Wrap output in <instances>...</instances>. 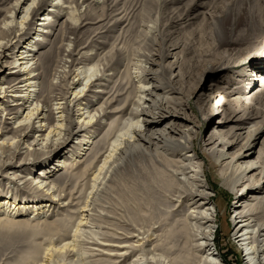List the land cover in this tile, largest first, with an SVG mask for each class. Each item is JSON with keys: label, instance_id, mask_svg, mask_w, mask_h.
<instances>
[{"label": "rangeland", "instance_id": "obj_1", "mask_svg": "<svg viewBox=\"0 0 264 264\" xmlns=\"http://www.w3.org/2000/svg\"><path fill=\"white\" fill-rule=\"evenodd\" d=\"M13 1L0 0V9H3L0 13V21L6 15L7 7ZM51 2L54 5L57 2L61 4L51 8L53 9L51 20H47L44 26L50 32L46 31L41 36L42 41H37L34 51L37 56L36 60L39 62L40 52L48 50L54 41H57V45L63 47L61 48L62 52L66 50L67 53L71 51L73 54L72 57H66L70 66L72 63V66L67 70H74L78 64L91 61L106 62L111 66L107 71V76L96 81L95 85L91 86V91L87 92L90 86L86 88L87 90L85 89L89 95V101L92 102L89 110L100 104L105 105L106 101L113 98L112 95H114L115 105L108 110L111 111L119 107V110L123 112L109 114L93 128L96 132L95 141L106 144L113 140L117 126L120 129H125L127 121L121 122L120 118L124 121L130 118V113L134 116V109L138 108L140 96L145 97L148 94L142 90L144 86L148 85L149 87H147L152 89L155 83L165 84L166 90L159 93H162V96L176 98L175 100L182 104L183 110L181 111L191 120L183 123V128L190 127L189 133L196 132V136L193 135L195 136L193 141L195 151L200 159L197 161L204 163V171L209 183L208 189L212 193L218 209L215 239L219 255L226 264H248L250 258L246 256L245 246L242 247L234 236L233 223L236 215L234 211L235 208L241 206V203H238L239 199L236 198L237 191H232L222 185L221 169L217 165L216 159L204 151L205 143L210 138V127L208 120H203L200 107L209 111L210 116L211 112L219 109L221 111L219 119H222V111L226 108L225 103L230 101L232 105H238L241 108V115L248 111L260 115L258 119H251L246 124L247 131L257 122H264V86L251 91L248 87L255 86L254 81H251L252 84L247 85L245 89L238 87L242 82L252 80V75L253 79H256L262 76L260 74L262 71L264 74V0H46L37 13L29 19V23L25 25V34L18 39V44L24 37L32 36L37 25L42 22L39 19L44 18L41 15L50 7ZM48 22L51 23L48 24ZM218 31L223 32V35L228 38L229 46L225 48H229L231 53L235 52L234 57L244 58L246 65L255 63L251 71L244 73L225 71L219 75H209L208 69L219 61L223 49L218 45ZM169 44H176L177 48L172 49V55L167 57ZM16 45H13L10 50L11 56H13L10 59L13 62L10 68L15 66L14 60L18 58L16 57ZM51 59L48 62L50 68L51 64L54 65L58 60V51L53 54ZM153 61L157 64L152 63ZM170 65L173 66V69L170 68ZM11 70H6V78ZM170 78L171 83L167 84ZM51 80L59 85L61 82L60 87L63 86L61 78H52ZM138 84L143 85L142 89ZM97 89H101L103 94L100 92L101 94L97 93L95 96L96 93L93 90ZM46 91L47 89L41 86L37 93H46ZM217 92L220 93V96L214 98L211 103L203 102L204 96L212 93L215 95ZM117 93H119L118 96ZM256 93H261V97L259 100H252V96ZM84 103H87L86 100ZM214 105L217 106L216 110L211 111ZM51 111V107H47L46 116L50 115ZM72 113L73 119H77L74 117L76 108L73 107ZM66 115L65 113L64 116ZM143 117L142 115L141 120ZM53 121L54 119L49 122ZM67 121L64 120L63 134L66 133ZM13 126V121H10L7 129L13 130ZM231 126L222 129L223 132L230 131ZM144 128L145 126L142 127V129ZM34 131L30 132L29 140L34 137ZM107 133L112 134L106 137ZM38 134L36 133L35 136ZM18 139L19 137L16 140ZM263 141L264 135L254 157L258 156ZM208 147H212V145H208ZM70 149L75 150L72 147ZM2 155L11 156L10 152ZM25 156L26 154L20 155L18 161ZM93 157L94 153L87 155L85 163ZM161 166L155 161L154 156L139 154L121 168V171L112 174L110 179L104 181V184L97 183L93 190L90 189L92 181L91 176L88 175L87 178L80 180L79 185L83 188V192L75 194L78 199L70 203V207L51 209L39 217L41 221L44 218L47 223L58 222L60 224L57 227H52V231L45 230L43 228L45 223L38 224L36 222L38 218L34 216L31 217V223L29 225L23 223V227L2 224L0 227V264H36L38 258L42 259L43 251L52 233H56L53 236L54 240L60 235L71 234L82 213L81 207L85 205L84 199L89 201L85 206L86 210L83 211L89 220L87 225L82 226L86 231L83 232L84 237L80 245L82 247L80 251L83 249L85 252L82 256L84 262L92 264L107 261V255L97 251L99 247L95 245L98 241H112L113 243L119 241L117 244L128 245L132 241L135 242L136 237L140 239L139 237L142 236V238L146 237L150 240L145 250H152L155 256L154 254L142 255L143 252H135L131 249L129 253L132 254L127 255L128 258L130 257L129 259H119L113 256L111 261L116 264L117 262L132 264L134 260L143 257V264H156V262H160V259L161 264H167V256L174 257V250L171 248L172 241L167 242V234L172 226H175V221L180 218L177 212V216L172 215V212L174 213L176 208L181 211L186 202L181 206L167 204V192H165L167 173ZM41 167L42 165L8 169L12 176L14 174L27 175L28 181L12 182L0 175V192L7 193L8 191L9 195L14 197L18 193V187L28 189ZM69 169L72 170L71 165ZM74 172L76 173L78 170ZM63 173L64 171L55 172L51 180L57 182V178ZM63 179L57 183L59 187L66 183L65 180H69V178ZM70 185L73 184L70 182ZM91 191L92 193L89 194ZM25 196L29 195L22 193L19 201L26 200ZM37 200L40 199L37 198ZM92 236L94 238L90 239L89 237L92 238ZM182 236L183 233L179 234V237ZM89 241L90 243H88ZM133 242L131 244H135ZM166 243L171 248L168 252L162 251L165 245L167 246ZM160 244L161 246H158ZM178 253L179 250L175 255ZM62 257L58 260L59 264H68L72 259L66 254H63ZM74 257H76L75 260L78 258ZM150 257H156V260ZM107 262L113 264L110 261Z\"/></svg>", "mask_w": 264, "mask_h": 264}, {"label": "bare ground", "instance_id": "obj_2", "mask_svg": "<svg viewBox=\"0 0 264 264\" xmlns=\"http://www.w3.org/2000/svg\"><path fill=\"white\" fill-rule=\"evenodd\" d=\"M45 1L14 0L7 7L6 15L0 21V175L12 182H24L28 181L27 175L14 174L12 176L8 169L42 165L28 189L18 187V193L15 195L13 193L14 197L10 196L8 191L7 193L0 192V227L2 224L23 227V223L29 225L31 217L34 216L38 218L36 221L38 224L45 223L43 224L45 230L52 231V227H57L60 224L58 222L47 223L44 218L42 221L39 220V217L51 209L65 208L78 199L75 194L83 192V188L79 185L80 180L90 175L92 181L90 189L93 190L97 183L104 184V181L110 179L112 174L121 171L120 169L130 163L135 156L148 154L154 156L155 161L162 165L161 167L167 173V186L165 187L167 188L165 189L167 204L181 206L186 202L181 211L176 208L174 213L172 212V215L175 214L174 216H177L178 213L180 218L175 221V226H172L167 234V242L172 241L171 248L174 250V257L170 258L166 253L167 264H226L219 255L215 239L218 209L213 195L208 189L209 183L204 171V163L197 161L199 156L195 151L193 141L196 132L189 133L190 127L183 128V123L191 120L181 111L183 110L182 104L177 102L176 98L162 96V93H159L160 91L164 92L167 88L161 82L157 81L158 83H155L152 89H149L148 85V87H143L138 84L141 89L144 88L142 90L145 91V94L146 92L148 94L145 97L139 95L141 98L138 101V108L134 109L135 112L133 111L134 116L130 113V118L127 120L122 121L120 118L121 122L127 121L125 129H120L117 126L111 142L102 144L99 143L101 141H95L96 132L93 128L109 114L123 112L119 110V107L111 111L108 110L115 105L114 95H112L113 98L106 101L105 105L100 104L89 110L92 102L89 101L87 92L91 91V86L95 85L96 81L107 76V71L111 68L110 64L91 61L78 64L74 70H67L72 66V63L70 66L66 57H72L73 54L71 51L67 53L66 50L62 52L61 48L63 47L58 46L57 41H54L48 50L40 52L39 62L36 60L37 56L34 51L37 41H42L41 36L47 31L44 26L47 20H51L53 12L51 8L61 4L60 2L55 5L51 2L50 7L41 15L44 18L39 19L42 22L37 25L32 36L24 37L19 44L17 43L18 39L25 34V25L29 23V19L37 13ZM2 11L3 9H0V13ZM217 38L218 45L223 49L219 61L208 69L209 75H219L225 71L238 73L251 71L255 63L246 65L244 58L234 57L235 52L231 53L229 48H225L229 46V40L223 35V32L218 31ZM15 44H17L16 57L18 58L14 60L15 66L10 68L13 64L10 60L13 57L10 50ZM175 48H177L176 44L168 47L167 57L172 55V49ZM57 51L58 60L56 59L57 61L55 60L56 62L54 65L52 63L50 68L48 62L52 60L53 54ZM152 63L157 64L155 61ZM170 68L173 69V66L170 65ZM7 69L12 70L9 71L6 78ZM262 72L260 74L263 77L253 79L252 75V80L242 82L238 87L245 89L251 81H254L255 84V86L248 87L251 91L263 87L264 74ZM50 78H61L63 86L60 87L61 82H59L60 85L55 84ZM223 80L222 78V82ZM168 83H171V78L168 79ZM41 86L47 89L46 93H37ZM88 86H90L89 90L85 92ZM93 92L96 93L95 96L97 93L103 94L101 89L93 90ZM173 93L175 92L173 91ZM118 95L119 93H117ZM218 96H220L219 92L215 95L212 93L204 96L203 102L209 104ZM260 97L261 93H256L251 99L259 100ZM85 100L87 103H84ZM142 100L144 101L141 102ZM231 103L230 101L225 103L226 108L222 111V119H219L221 111L216 110V105L211 110H216L211 112V116L209 111L200 107L203 120H208L210 127V138L205 143L204 151L216 159V163L221 169L222 185L232 191H237L236 198L239 199L238 203H241V206L235 208L234 211L236 214L233 223L234 236L242 247L245 246L246 256L250 258L248 264H264V141L258 151V156L254 157L264 135V122H257L247 131L246 124L251 119H258L260 115L251 111L241 115V108ZM52 104L54 106H51ZM47 107H51L52 111L50 115L46 116ZM73 107L76 108L74 117L77 119H73ZM65 113L66 116H64ZM9 115L10 117H8ZM142 115L144 117L141 120ZM52 119L54 121L50 123L49 121ZM64 120L68 121L65 128L66 133L63 134ZM10 121H13L14 124L11 131L7 129ZM229 125H232L230 131L223 132L222 129L228 128ZM143 126H145L144 129H142ZM33 130H35V135L39 134L29 140L30 132ZM111 134L105 135L109 137ZM18 137L19 139L16 140ZM208 145H212V147H208ZM70 147L75 150L72 151ZM7 152H10V157L2 155ZM91 153H94V157L85 163L86 156ZM22 154H26V156L18 161ZM71 160L76 162L72 163ZM70 165L72 170L69 169ZM75 170L78 172L75 173ZM57 171H64V173L57 178V182H54L51 177ZM63 178H69V180H65L66 183L59 187L57 183L63 181ZM70 182L73 185H70ZM22 193L29 196H25L26 200L19 201ZM91 193L92 191L89 192V194ZM37 198L40 200L38 201ZM80 201L81 198L79 203ZM88 202L84 199L85 205L81 207L82 213L71 234L60 235L61 237L54 240L53 236L56 233H52L43 251L42 259L38 258L36 264H59L58 260L63 254L71 256L72 259L68 264H90L82 260L85 252L83 249L80 251L84 237L83 232L86 231L82 226L87 225L89 220V217L83 212L86 210L85 206L88 205ZM181 233L183 236L179 237ZM89 238L93 239L94 237ZM136 238L135 242L132 241L135 244H131L132 242L126 245L124 243L117 244L119 241L115 243L98 241L94 245L98 246L97 251L106 254L108 258L106 260L113 264H116L111 261L113 256L126 259L128 254H132L129 253L131 249L135 252H143L142 255L154 254L152 250V252L145 250L149 239L142 238V236L139 237L140 239ZM171 248L167 244L162 251L168 252ZM94 250L97 252L96 249ZM177 250L179 253L175 255ZM74 256L78 258L75 260ZM142 258L134 260L132 264L135 261L136 264L141 262L143 264ZM150 258L156 260V257ZM107 261L95 263L110 264ZM160 262H156V264H161ZM117 264L121 263L117 262Z\"/></svg>", "mask_w": 264, "mask_h": 264}]
</instances>
